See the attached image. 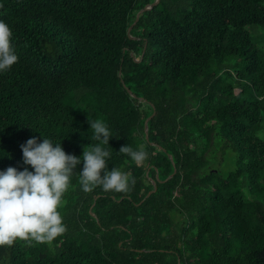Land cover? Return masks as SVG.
<instances>
[{"label":"trees","instance_id":"trees-1","mask_svg":"<svg viewBox=\"0 0 264 264\" xmlns=\"http://www.w3.org/2000/svg\"><path fill=\"white\" fill-rule=\"evenodd\" d=\"M153 2L0 0L18 56L0 72V171H34L21 149L34 137L81 159L58 209L66 232L0 247V264H264V0H160L131 38ZM98 119L109 145L92 139ZM97 144L130 191L83 192Z\"/></svg>","mask_w":264,"mask_h":264},{"label":"clouds","instance_id":"clouds-1","mask_svg":"<svg viewBox=\"0 0 264 264\" xmlns=\"http://www.w3.org/2000/svg\"><path fill=\"white\" fill-rule=\"evenodd\" d=\"M12 35L10 27L0 21V72L10 70L18 62L11 44ZM89 123L92 139L109 145L112 136L107 125L99 119ZM21 149L24 164L34 171L27 167L23 171L14 167L0 171V247H12L17 241L27 246L51 245L67 230L58 209L64 205L63 197L81 159L66 154L61 144H53L47 138L40 143L37 138H30ZM119 152L137 166H142L148 158L143 146L138 150L122 146ZM110 155L99 144L84 148L83 170L79 172L83 192L90 193L99 186L105 192L126 193L130 191V184L135 185V179L127 173L117 168L106 170Z\"/></svg>","mask_w":264,"mask_h":264},{"label":"water","instance_id":"water-1","mask_svg":"<svg viewBox=\"0 0 264 264\" xmlns=\"http://www.w3.org/2000/svg\"><path fill=\"white\" fill-rule=\"evenodd\" d=\"M159 3H160V0H154L153 3H151V4L147 5V6H145L143 9H141V10L138 12V14H137V16H136V20H135V22H134V23L129 27V29H128V35H129L131 38H133V37L131 36V31H132V29L134 28V26L138 23V21H139V19H140V16H141L143 13H145V12L151 10L152 8H154L155 6H157ZM145 50H146V48H145ZM145 50H144V52H145ZM144 52H143V54H142V56H141V59L137 60V62H141V60H142L143 57H144ZM120 75H121V72H120ZM127 90H128V92H129L130 94H132L131 90H129V89H127ZM139 100L142 101V102H143V101L146 102V100L143 99V98H140ZM152 107H153V109H154V112H153V114H152V115L146 120V122H145V134H146V140H147V141H149V122L151 121V119H152V118L155 116V114H156L155 106L152 105ZM151 145H154V143L151 142ZM169 159L171 160V162H172V164H173V166H174V171H173V173H172L169 177H167L165 180H163V181L160 180L159 177H158V175H157V181H160V182H162V183H166V182L170 181V180L176 175V173H177V168H176V165H175V163H174L173 156H172V155H169ZM148 174H149V172H147V175H148ZM151 181H152V183H153V185H154V189H153L152 191L149 192V194L146 196V198L150 197L153 193H155V192L157 191V181H155V180H153V179H151ZM142 202H143V201H142ZM94 216H95V218H97L96 215H94ZM45 257H46L45 254H41V255H40V259H43V258H45ZM33 261H34L33 257H30V258H29V262L32 263Z\"/></svg>","mask_w":264,"mask_h":264},{"label":"rangeland","instance_id":"rangeland-1","mask_svg":"<svg viewBox=\"0 0 264 264\" xmlns=\"http://www.w3.org/2000/svg\"><path fill=\"white\" fill-rule=\"evenodd\" d=\"M230 157V158H228ZM234 157V153L231 154V152L226 156V162H224L222 165H223V169H229L232 167V162H231V159ZM228 158V159H227ZM223 172L227 173L229 172L230 170H222Z\"/></svg>","mask_w":264,"mask_h":264}]
</instances>
